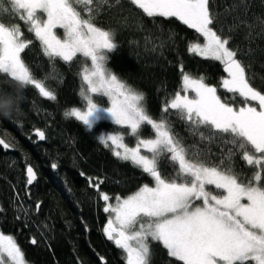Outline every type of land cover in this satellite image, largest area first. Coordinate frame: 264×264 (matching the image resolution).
<instances>
[{"label":"snow or ice","instance_id":"6c2138e0","mask_svg":"<svg viewBox=\"0 0 264 264\" xmlns=\"http://www.w3.org/2000/svg\"><path fill=\"white\" fill-rule=\"evenodd\" d=\"M119 2L114 0L115 4ZM114 3L113 0H0V73L6 74L9 83L17 84L14 93L0 89V111L16 108L21 93L28 87L50 101L57 100L55 90L36 78L22 57L34 41H39L48 57L51 66L48 75L61 83L56 59L70 64L78 54L82 55L85 63L90 61V67L79 73L81 103H86V109L73 106L65 111V118H75L87 129L105 120L127 129L123 133L101 135L100 143L108 147L111 142L117 158L130 161L154 181V186L144 184L126 198L115 197V205L109 203L108 194L99 193V198L106 202L104 211L110 214L104 234L122 250L126 264H151L150 241L162 244L168 256L182 264H264V92L253 86L237 51L229 47V38L214 29L209 0H130L147 17H174L199 33L203 43H191L188 51L219 61L227 73L221 86L242 98V106L237 110L222 101L217 87L208 85L205 76L195 78L181 69L182 89L166 101L163 115L156 120L145 107V95L122 82L107 67L109 54L118 45L111 32L95 23L93 6H99L95 9L98 12L103 5L113 7ZM76 5L84 8L87 18ZM3 15L24 21L34 41L24 37L19 24H5ZM258 19L264 25V18ZM57 29L63 30L62 38ZM169 39H173L171 34ZM189 91L194 97L190 98ZM96 97H107L111 106H101ZM249 101L256 102L258 108ZM169 109L176 110L181 119L192 124L209 126L216 133L225 134V138L230 137L227 142L236 148L230 149L219 165L190 157L167 120ZM144 126H150L154 137H142ZM35 135L40 140L46 138L38 129ZM126 136L136 139L135 146L125 142ZM0 145L9 147L3 139ZM142 149L150 155L143 154ZM236 149L242 160L257 169L247 183L241 182L227 163ZM163 158L178 165L172 179L165 178L160 171ZM27 174V182L31 184L36 178L31 167ZM101 183L97 181L93 186L99 190ZM208 186L222 191L214 193ZM5 257L9 264H27L14 237L0 232V264H5Z\"/></svg>","mask_w":264,"mask_h":264},{"label":"trees","instance_id":"16d2710c","mask_svg":"<svg viewBox=\"0 0 264 264\" xmlns=\"http://www.w3.org/2000/svg\"><path fill=\"white\" fill-rule=\"evenodd\" d=\"M76 7L87 18L84 8ZM93 7L95 23L111 32L118 45L109 54L107 67L145 95V107L156 120L163 115L166 101L182 89L181 69L195 78L205 76L208 85L217 87L222 101L236 109L242 106V98L221 86L227 78L224 66L188 51L191 43H203L194 29L174 17H147L130 0H120L113 7L103 5L98 12L95 9L99 6ZM209 9L215 18L214 29L229 38V47L237 51L253 86L264 92V25L258 19L264 18V0H209ZM2 19L5 24H19L24 37L34 41L24 21L9 15ZM22 57L34 76L55 90L57 100L50 101L28 87L8 115L0 111V139L9 145L7 149L0 145V232L14 237L27 264H126L122 250L104 234L110 214L104 211L106 202L99 193L108 194L109 203L114 204L115 197L126 198L144 184L154 186V181L130 161L117 158L110 144L105 147L100 143L101 135L127 129L109 121H97L87 129L75 118H65V111L73 106L86 109V103H81L79 73L90 67V61L85 63L79 54L70 64L57 58L61 83L48 75L51 66L39 41H34ZM16 87V82L9 83L6 74L0 73V89L14 93ZM96 101L109 106L105 97H96ZM167 120L189 156L208 165H219L229 150L236 148L227 142L230 137L181 119L176 110L169 109ZM37 129L45 133L44 140L34 135ZM142 137H154L150 126H144ZM125 142L135 146L136 139L126 136ZM241 155L236 149L227 163L241 182L247 183L257 169ZM28 167L37 175L32 186L25 177ZM177 168L169 159L161 160L165 178H174ZM97 181H102L99 190L93 186ZM208 187L214 193L222 191ZM150 245L151 264H182L169 257L159 242L150 241ZM5 264H9L6 259Z\"/></svg>","mask_w":264,"mask_h":264},{"label":"rangeland","instance_id":"374dc122","mask_svg":"<svg viewBox=\"0 0 264 264\" xmlns=\"http://www.w3.org/2000/svg\"><path fill=\"white\" fill-rule=\"evenodd\" d=\"M39 15L42 17V18H46L45 16H44V14L43 13H39ZM57 31V35L59 36V37H63V30L62 29H57L56 30ZM202 57V56H201ZM184 93H182V95H183ZM188 95L190 96V98H192V97H194V93L193 92H191V91H189V93H188ZM107 100H108V98L107 97H105ZM108 102H109V106L108 107H110L111 105H110V101L108 100ZM255 104H256V102H254ZM256 107L258 108V104H256ZM239 109V108H238ZM237 109V110H238ZM105 121H109V122H111L110 120H105ZM112 123V122H111ZM109 144L111 145V142H109ZM113 148V147H112ZM142 151V153L144 152V150L142 149L141 150ZM144 154V153H143ZM245 203L247 202V201H244ZM115 203H116V201H115ZM115 203L113 204V205H115ZM197 204H199V202H196ZM5 259L7 260V258L5 257ZM9 263V262H8Z\"/></svg>","mask_w":264,"mask_h":264},{"label":"water","instance_id":"95a60500","mask_svg":"<svg viewBox=\"0 0 264 264\" xmlns=\"http://www.w3.org/2000/svg\"><path fill=\"white\" fill-rule=\"evenodd\" d=\"M34 135H35V133H34ZM36 136V135H35ZM37 137V136H36ZM38 138V137H37ZM28 169V168H27ZM27 169H26V171H25V177H26V180L28 181V174H27ZM34 171V170H33ZM34 173H35V171H34ZM35 176H36V178H35V180L31 183V184H28V182H27V184H28V186H32V185H34L35 184V182H36V180H37V175H36V173H35Z\"/></svg>","mask_w":264,"mask_h":264},{"label":"clouds","instance_id":"9594fccd","mask_svg":"<svg viewBox=\"0 0 264 264\" xmlns=\"http://www.w3.org/2000/svg\"><path fill=\"white\" fill-rule=\"evenodd\" d=\"M4 115H8V112H3Z\"/></svg>","mask_w":264,"mask_h":264}]
</instances>
